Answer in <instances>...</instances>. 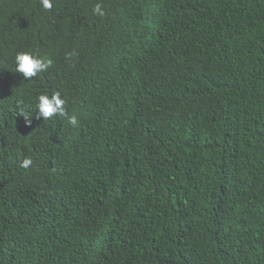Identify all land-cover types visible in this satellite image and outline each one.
<instances>
[{"label": "trees", "instance_id": "trees-1", "mask_svg": "<svg viewBox=\"0 0 264 264\" xmlns=\"http://www.w3.org/2000/svg\"><path fill=\"white\" fill-rule=\"evenodd\" d=\"M6 1L0 264H264V0Z\"/></svg>", "mask_w": 264, "mask_h": 264}, {"label": "clouds", "instance_id": "clouds-1", "mask_svg": "<svg viewBox=\"0 0 264 264\" xmlns=\"http://www.w3.org/2000/svg\"><path fill=\"white\" fill-rule=\"evenodd\" d=\"M16 2V0H10V2ZM41 5L45 9H51L52 0H40ZM31 5V4H30ZM30 5L26 8L29 9ZM1 6L11 8L10 4L6 0H2ZM93 11L96 15L103 17L105 11L103 9L102 3H96L94 5ZM2 12V11H0ZM85 47L82 44L80 48ZM15 72L22 74L25 80H30L36 77L39 73L46 71L49 67L53 65V60L48 56H41L38 53L31 51L19 52L15 55ZM66 100L62 98L60 91L48 95L47 93L39 94L36 97V119L43 118L44 120L52 118L56 115L64 116L67 118L68 123L73 127L79 126V121L76 115L69 116L66 112L64 105ZM28 124H31V120H27ZM32 165L31 158H26L23 161L22 166L28 168Z\"/></svg>", "mask_w": 264, "mask_h": 264}]
</instances>
